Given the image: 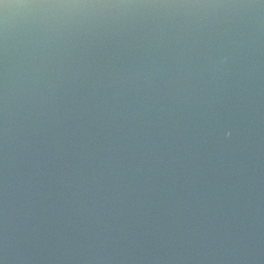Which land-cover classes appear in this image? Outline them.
<instances>
[{
	"label": "water",
	"instance_id": "1",
	"mask_svg": "<svg viewBox=\"0 0 264 264\" xmlns=\"http://www.w3.org/2000/svg\"><path fill=\"white\" fill-rule=\"evenodd\" d=\"M0 264H264V0H0Z\"/></svg>",
	"mask_w": 264,
	"mask_h": 264
}]
</instances>
